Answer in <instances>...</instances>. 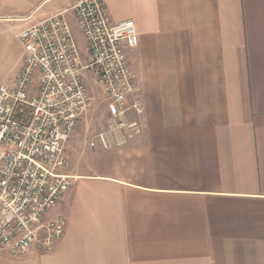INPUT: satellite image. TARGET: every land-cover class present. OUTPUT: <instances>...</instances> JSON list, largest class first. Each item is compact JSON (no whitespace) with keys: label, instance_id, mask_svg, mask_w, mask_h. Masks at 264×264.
<instances>
[{"label":"crops","instance_id":"obj_1","mask_svg":"<svg viewBox=\"0 0 264 264\" xmlns=\"http://www.w3.org/2000/svg\"><path fill=\"white\" fill-rule=\"evenodd\" d=\"M104 2L136 24L141 133L82 153L72 134L47 214L64 237L0 264H264V0ZM70 5L0 0V86L23 68L15 34Z\"/></svg>","mask_w":264,"mask_h":264},{"label":"built area","instance_id":"obj_2","mask_svg":"<svg viewBox=\"0 0 264 264\" xmlns=\"http://www.w3.org/2000/svg\"><path fill=\"white\" fill-rule=\"evenodd\" d=\"M69 14L86 41V62ZM15 39L23 68L0 86V250L18 258L33 248L52 252L65 235L66 218L47 214L72 185L58 170L67 166L66 144L93 106L84 73L102 90L114 129L110 140L100 137L105 149L141 133L144 108L127 55L139 44L136 24L113 23L104 0H71Z\"/></svg>","mask_w":264,"mask_h":264},{"label":"rangeland","instance_id":"obj_3","mask_svg":"<svg viewBox=\"0 0 264 264\" xmlns=\"http://www.w3.org/2000/svg\"><path fill=\"white\" fill-rule=\"evenodd\" d=\"M70 22L72 34L78 45L83 62L87 58V44L79 30V26L72 14L67 16ZM85 83L89 95L93 98V106L85 116L83 124L73 133L72 146H76L78 153L94 149L97 145H102L101 136L109 140L114 136V129L110 127V118L107 115L105 97L100 88L97 87L89 72L84 73ZM119 135V134H118ZM99 143V144H98Z\"/></svg>","mask_w":264,"mask_h":264}]
</instances>
